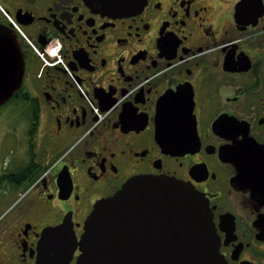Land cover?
<instances>
[{
    "label": "flooded vegetation",
    "instance_id": "af4514ba",
    "mask_svg": "<svg viewBox=\"0 0 264 264\" xmlns=\"http://www.w3.org/2000/svg\"><path fill=\"white\" fill-rule=\"evenodd\" d=\"M0 25L25 61L0 106V264H77L71 237L142 175L203 195L226 264H264V0H0Z\"/></svg>",
    "mask_w": 264,
    "mask_h": 264
},
{
    "label": "water",
    "instance_id": "95a60500",
    "mask_svg": "<svg viewBox=\"0 0 264 264\" xmlns=\"http://www.w3.org/2000/svg\"><path fill=\"white\" fill-rule=\"evenodd\" d=\"M107 11L122 13L144 0H95ZM23 53L11 31L0 25V105L21 86ZM163 116H157L161 121ZM165 132L157 127L159 138ZM171 153L190 146L163 144ZM64 223L51 234L67 227ZM206 199L174 177L137 176L95 205L84 226L77 264H226Z\"/></svg>",
    "mask_w": 264,
    "mask_h": 264
},
{
    "label": "rangeland",
    "instance_id": "374dc122",
    "mask_svg": "<svg viewBox=\"0 0 264 264\" xmlns=\"http://www.w3.org/2000/svg\"><path fill=\"white\" fill-rule=\"evenodd\" d=\"M5 108L6 107L0 108V113L3 112ZM7 124H8V112L5 110L3 117H1L0 119V145L5 144V143H2V140L4 139L2 138V136L7 130Z\"/></svg>",
    "mask_w": 264,
    "mask_h": 264
}]
</instances>
